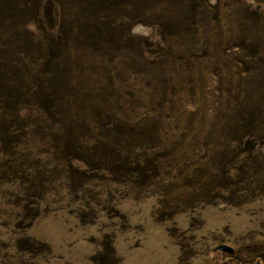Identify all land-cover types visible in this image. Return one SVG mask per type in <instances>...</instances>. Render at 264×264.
<instances>
[{
    "label": "rangeland",
    "instance_id": "obj_1",
    "mask_svg": "<svg viewBox=\"0 0 264 264\" xmlns=\"http://www.w3.org/2000/svg\"><path fill=\"white\" fill-rule=\"evenodd\" d=\"M0 264H264V0H0Z\"/></svg>",
    "mask_w": 264,
    "mask_h": 264
}]
</instances>
